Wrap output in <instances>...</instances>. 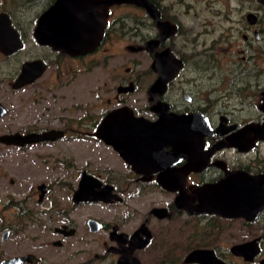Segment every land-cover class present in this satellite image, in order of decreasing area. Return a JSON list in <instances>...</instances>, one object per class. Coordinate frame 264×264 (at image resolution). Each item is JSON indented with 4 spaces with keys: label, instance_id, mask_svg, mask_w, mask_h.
<instances>
[{
    "label": "flooded vegetation",
    "instance_id": "af4514ba",
    "mask_svg": "<svg viewBox=\"0 0 264 264\" xmlns=\"http://www.w3.org/2000/svg\"><path fill=\"white\" fill-rule=\"evenodd\" d=\"M58 1L0 0V121L8 117L0 136L61 133L6 145L18 150L97 140L120 163L75 166L69 157L73 166H50L36 182L41 171L28 166L24 196H7L0 212L12 209L1 241L32 240L27 228L41 234L23 251L0 250V264L27 255L34 261L20 264H262L264 0H147L158 17L136 2L79 0L102 29L97 45L75 52L38 38ZM122 43L123 56L110 52ZM23 74L31 81L20 83ZM119 109L150 122H201H171L180 135L155 141L135 167L103 139L105 119Z\"/></svg>",
    "mask_w": 264,
    "mask_h": 264
},
{
    "label": "water",
    "instance_id": "95a60500",
    "mask_svg": "<svg viewBox=\"0 0 264 264\" xmlns=\"http://www.w3.org/2000/svg\"><path fill=\"white\" fill-rule=\"evenodd\" d=\"M92 1L96 3V6L107 5V7L116 3L136 2L147 7L154 17L159 16V12L157 11L156 7L147 0H102L97 2L95 0ZM77 2L80 1L75 0L72 4L70 0H59L47 11V13H45L41 17L37 28V35L42 42L52 43L54 46L58 48L67 49L70 52L88 50L97 45L99 37L101 36L102 26H97L96 24L91 22V20L94 18V9L91 5H86L85 9L84 7L77 8ZM83 4L85 5V1ZM80 30H83L85 36H93L91 43L78 42V39L80 37L77 36V33ZM58 35L61 36L57 37ZM71 37H73L74 40H70L69 38ZM75 41L77 42L75 43ZM22 81L31 80H28L26 78V75L23 74L20 77V83ZM156 86L157 85H155L151 89V92L156 89ZM6 112L7 109L0 103V117L3 116ZM123 116H126L125 121L123 120ZM200 120V117L198 118L195 115H189L175 116L173 119L170 120L162 117L157 122H150L145 118H135L132 115L131 111L119 109L110 113L107 116V119H105L103 127L105 128V132L107 131L105 133L107 134V136L105 137L104 133L102 135L103 139L107 141L108 144L112 145L127 162L133 164L135 167H138V164H140L141 161L137 159V156L147 155L148 151L156 149V144H154L155 141L159 140L160 138L171 140V137L174 136L173 132L176 133L175 136L180 135L178 131H180L182 128L178 129L177 131L175 129L172 130L169 125L171 122L176 124H182L185 126L190 125L193 128L195 125L201 122ZM103 131L104 129L102 128V132ZM263 131L264 128H262V132ZM60 135L61 133L57 132L28 135L4 134L0 136V142L5 145L15 144L18 146H25L27 144L29 145L39 143L41 141L56 140L61 137ZM86 187L87 186L86 184H84V182L81 183V186L75 195L77 197L84 196L86 194ZM211 190H214V188H210L209 192ZM103 194L104 193H101L100 195ZM99 197L103 196H95L94 199H100ZM240 248H245V245H240V247L236 248V250L240 252ZM256 252L257 250L253 252L251 258ZM194 254L193 257H196L198 255L197 252ZM31 257L32 255L15 257L10 260H5L2 264H20L26 261H34L31 259ZM262 264H264V261L262 262Z\"/></svg>",
    "mask_w": 264,
    "mask_h": 264
},
{
    "label": "rangeland",
    "instance_id": "374dc122",
    "mask_svg": "<svg viewBox=\"0 0 264 264\" xmlns=\"http://www.w3.org/2000/svg\"><path fill=\"white\" fill-rule=\"evenodd\" d=\"M122 45H112L110 52L123 56L121 53L124 51V46L126 44L124 45L122 43ZM118 60V63L112 60L110 67H114L116 64L119 65L122 62L121 59ZM110 84L108 83L109 87L112 86ZM110 95L111 93L107 94V100ZM5 127H8V117L0 121V131H3ZM115 156L117 158H115ZM69 157L75 160V166H77L78 163L79 165H83L86 161H90L93 166L102 167L110 164L112 166H117L115 162L120 163V158L116 154L113 156L110 149L101 148L97 140H92L89 143H85L82 140L72 142L60 140L48 150H45V147L43 148L41 146L32 149L18 150L0 144V195H2L0 198V212L2 209H5L4 201L7 200V196H15L16 198L24 196L30 179L26 172L28 166H35L43 173V175H41V172H39V175L33 178V182H36L41 176H48V174H45V171L50 166H73L68 165ZM11 178H14V184L11 183ZM57 190L58 195H60L62 192H60L59 188H57ZM34 191L35 187L32 184V192ZM55 191L56 188L53 193H55ZM11 210L10 205H6V215L5 213L0 215V227L8 221L7 217ZM25 233L31 235L32 240L29 241V239H24L25 236L19 234V236H16V239L14 238L2 242V235L0 234V250L2 253L11 255L18 250L23 251L28 248V242H30L31 245L34 244L33 241L41 234L29 228L26 229ZM36 233L38 235H36ZM20 237H22L21 240H19ZM63 253L67 252L63 251Z\"/></svg>",
    "mask_w": 264,
    "mask_h": 264
},
{
    "label": "bare ground",
    "instance_id": "6f19581e",
    "mask_svg": "<svg viewBox=\"0 0 264 264\" xmlns=\"http://www.w3.org/2000/svg\"><path fill=\"white\" fill-rule=\"evenodd\" d=\"M59 16V15H58ZM84 35V32H83V30H80L78 33H77V36L78 37H80L78 40H79V43H82L83 41L81 40V38H82V36ZM61 36V35H60ZM70 40H74V38L73 37H71V38H69ZM77 40V41H78ZM77 41H75V43L77 42ZM69 43H71V42H69ZM85 184V183H84ZM248 248V247H247Z\"/></svg>",
    "mask_w": 264,
    "mask_h": 264
}]
</instances>
